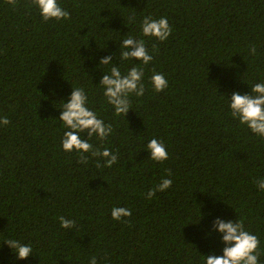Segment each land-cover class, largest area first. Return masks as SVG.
Segmentation results:
<instances>
[{
	"label": "trees",
	"instance_id": "16d2710c",
	"mask_svg": "<svg viewBox=\"0 0 264 264\" xmlns=\"http://www.w3.org/2000/svg\"><path fill=\"white\" fill-rule=\"evenodd\" d=\"M70 19L45 22L31 0L12 7L0 0V264H206L225 245L214 221H243L260 240L264 264V138L233 119V92L251 94L264 83V0H58ZM166 17L163 43L142 35L144 17ZM144 39L152 62L143 66L145 94L116 116L98 87L122 41ZM153 45L156 50L153 51ZM256 48L251 55L249 46ZM160 73L168 88L155 92ZM83 88L87 107L113 132L88 140L118 157L65 152L62 102ZM82 139H88L86 133ZM162 141L163 164L150 160L147 143ZM172 175L167 176V170ZM162 178L173 181L149 200ZM113 207L132 212L114 221ZM74 220L64 229L59 217ZM30 244L20 260L4 242ZM205 256V257H204Z\"/></svg>",
	"mask_w": 264,
	"mask_h": 264
},
{
	"label": "clouds",
	"instance_id": "9594fccd",
	"mask_svg": "<svg viewBox=\"0 0 264 264\" xmlns=\"http://www.w3.org/2000/svg\"><path fill=\"white\" fill-rule=\"evenodd\" d=\"M12 7L18 6V0H6ZM37 7L45 22L55 20L57 22L70 19V13L64 10L58 0H31L29 7ZM141 31L144 37L155 38L163 43L172 34V27L166 17L154 19L151 16L143 18ZM119 59L124 61H136L126 73H122L120 67L113 64L112 56L101 58L100 65L111 66L106 72L98 87L103 88V95L107 103L113 106L116 116L126 117L132 108L130 97H142L145 94L143 83V66L149 65L153 56L149 54L144 39H136L128 35L122 41ZM251 55L256 54V48L249 46ZM156 46L153 45V51ZM151 85L155 92L161 93L168 88V80L163 74L155 73L151 77ZM87 95L83 88H74L67 102H62L61 115L59 121L68 129L62 139V148L65 152L75 151L79 155V162L88 163V155L93 158H102L105 163L101 165L97 160V167L111 168L118 162V157L108 148H94L88 142L92 137L99 140H106L113 132L111 124H105L99 119L96 113L87 107ZM231 116L238 119L240 124L247 126L252 133L264 138V83H256L251 87V94H241L233 92L229 100ZM10 123L5 116L0 118V124L7 126ZM86 133L88 139H82L81 134ZM147 151L150 153V160L163 164L169 159V154L162 141L155 138L147 143ZM172 175L171 170H167V176ZM258 189L264 191V179L255 181ZM173 181L169 178H162L160 183L150 189L146 196L149 200L156 196L157 192H165L172 187ZM111 216L114 221L129 223L123 218L132 216V212L126 207H113ZM60 226L64 229H72L76 226L74 220L66 219L64 216L59 218ZM214 230L221 234L222 242L225 245L223 255L207 256L206 264H259L260 240L257 235L245 229L243 221L225 222L217 218L214 221ZM4 244L13 250V253L20 260H27L32 254L33 249L30 244H23L15 239H7ZM90 264H97V258L91 257Z\"/></svg>",
	"mask_w": 264,
	"mask_h": 264
}]
</instances>
